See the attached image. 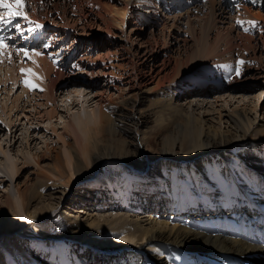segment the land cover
I'll list each match as a JSON object with an SVG mask.
<instances>
[{"label": "bare ground", "instance_id": "1", "mask_svg": "<svg viewBox=\"0 0 264 264\" xmlns=\"http://www.w3.org/2000/svg\"><path fill=\"white\" fill-rule=\"evenodd\" d=\"M113 1L102 4L100 0H86L91 8L88 15L98 12L124 34L132 6L143 16L145 11L154 12L157 20H164L161 30H177L170 41L177 45L178 52L186 49L188 39L182 36L183 32L195 37L198 45L193 55H203L209 47L213 53L222 45L227 46L235 38L232 35L235 22H245L254 29L264 20V0H243L239 4L229 0H121L124 2L121 6ZM58 2L25 0V10L28 12L30 6L37 11L38 6L47 8L57 6ZM62 3L65 5L66 0ZM183 4L188 7L181 12ZM154 6L164 11V17L158 15L159 9ZM105 9L109 17L102 13ZM174 10L179 12L173 14ZM83 18L80 14L78 20ZM227 23L226 33L217 30ZM182 24L187 32L181 29ZM216 30L212 43L211 36ZM129 32L134 34V29ZM134 41H130L131 46ZM139 46L144 49L143 57L151 55L148 44ZM38 50L31 49L33 63L23 68L31 69L29 74L44 84L51 65L41 55H35ZM83 82L74 81L75 87H80L74 91L79 104L82 99L79 96L85 92L81 90ZM163 94L160 105L172 107L169 111L174 120L170 123L174 124V130L166 135L161 147L153 145L142 129L149 113L143 115L136 101L117 106L114 122L109 106L101 108L98 120L86 111L77 116L72 114L78 124L87 128V142L83 146L91 164L73 154L75 162L67 168L69 171L54 166L49 171L55 178L49 174L52 178L48 181L39 180L42 196L37 194L38 187L34 191L28 187L18 191L16 201L7 192L0 210V264H152L139 249L146 250L156 264H243V260L264 264V196L257 197L264 195V124L258 128L256 116L235 109L236 114L229 112V119L224 120L228 125L233 123L231 128L212 127L201 110L196 115L174 103L172 91ZM261 97L262 93L258 102ZM219 115L222 118L225 114ZM254 129L256 136L250 134ZM114 131L124 133L119 145L100 147L95 141L92 145L96 150H89L91 137ZM125 133L128 137L133 135L134 140L126 139ZM238 146L243 147L238 150ZM90 185H95L96 196L84 193L77 201L85 204L86 199L93 207L67 203L65 209L61 208L72 195ZM26 221L28 226L22 227L20 223ZM24 234L48 238L25 239ZM78 240L104 250L124 248L98 251Z\"/></svg>", "mask_w": 264, "mask_h": 264}, {"label": "rangeland", "instance_id": "2", "mask_svg": "<svg viewBox=\"0 0 264 264\" xmlns=\"http://www.w3.org/2000/svg\"><path fill=\"white\" fill-rule=\"evenodd\" d=\"M35 1L42 2V0ZM56 1H59L57 6L47 8L38 6L37 11L28 6L27 10L30 14L25 10L28 20L17 18L19 20L22 18L20 23L24 25L26 33L29 28L35 29L31 32L36 33L40 27L47 30L51 37L48 43L50 47L42 51L38 48L22 47L20 41L6 40L7 47L0 51V210L7 192L16 201L22 189L29 188L34 191L38 187L37 194L42 196L44 192L42 190L39 192L42 189L38 186L39 180L48 181L49 178H55L53 172L49 171L54 166L64 167L69 171L67 168L72 167L75 162V157L71 158L73 154H77L85 164H91L92 159L87 155V151L84 152L83 146L87 142V128L82 123L78 124L72 114L77 116L86 111L98 120L101 108L109 106L112 113L110 118L112 117L114 122L118 107L124 106L128 101H136V107L143 115L149 113L148 116L145 115L147 120L141 125L142 129L146 131L153 145L161 147L166 135L174 130V124L170 123L174 118L172 111H169L172 107H163L160 105V99L164 96L163 93L172 91L174 103L193 110L196 115L201 110V115L204 114L203 117L208 119L206 122L212 127L227 126L228 122L224 120L229 119L227 115L229 112L236 114L235 109L246 110L250 117L256 116L259 125L257 127H263L264 68L261 70V67H264L263 19L259 22L260 27L256 26L254 29L245 22L241 24L235 22V31L232 32L234 40L227 46L221 43L223 47L219 46L218 51L213 53L209 47L204 57V54H192L198 42L194 36L184 32L182 36L188 39L187 50L178 52L177 45L170 41L174 35H177V30L175 28L161 30L164 20H157L154 12L145 11L146 15L143 16L136 6H132L131 14L128 13L129 23L124 25L126 28L123 34L114 22L107 21L103 15L99 16L98 12L88 15L91 8L87 7L86 0H66L65 5L62 3L63 0H51L55 3ZM100 1L102 4L109 2V0ZM113 2L119 3L120 6L124 4L121 0ZM243 8L242 11L245 10V7ZM158 9V15L164 17L162 13L164 11ZM179 11L174 10L172 13ZM106 12L108 10H102V13L109 17ZM80 14L84 17L82 21L78 20ZM36 24L40 27L36 28ZM227 25L228 23L224 27ZM224 27L217 30L226 33L227 29ZM186 28L182 24L181 29ZM131 29H134V34L129 32ZM197 29L195 32L199 37L200 30ZM217 30L212 33L211 42L215 39ZM132 39L136 40L132 44L133 47L130 45ZM140 43L149 45L150 56L149 52L146 58L142 56L144 49L140 48ZM210 45L214 46L211 43ZM20 49L27 50L28 56H25ZM31 49H37L44 61L52 67L48 69L47 76L43 80L44 84L37 81V78L32 77L29 72H21V69H25L23 67L33 63ZM192 58L196 59L193 64H191ZM241 61L243 63H240ZM237 68L240 70L239 76L235 74ZM26 77L37 87H26L22 82ZM76 80L85 83L81 87L85 92L81 93L84 95L79 96L82 98L80 104L75 101L77 92L74 91L80 89L75 87ZM86 92L88 93L85 94ZM261 93L262 97L258 102L257 97ZM154 110L159 112H153ZM220 112L225 114L222 118ZM232 125L231 122L227 129ZM230 130L233 132L232 129ZM122 133L114 131L111 134L104 132L96 137L94 135L95 139L90 138L89 150H96L97 147L92 145L95 141L99 146L102 144L113 148L124 139ZM250 134L256 136V129ZM125 138L134 140L133 135L128 137L126 134ZM242 147L238 146L237 149L240 150ZM41 154L43 158H38ZM49 174H52L50 175L52 177ZM96 191L95 185L84 187L80 193L75 194L76 196L72 195L64 202L61 208L65 209L67 203L79 205L77 207L86 204L88 207H93L86 199L83 200L86 201L85 204H79L77 198L79 200L84 193L96 196ZM34 204L35 201L32 205ZM20 225L28 226L27 221ZM22 236L25 239L32 237L40 241H46L48 238L29 234ZM78 241L98 251H115L114 249L124 248V246L108 247L104 250L103 247H95L93 243ZM137 251L145 259L147 258L146 250Z\"/></svg>", "mask_w": 264, "mask_h": 264}, {"label": "snow or ice", "instance_id": "3", "mask_svg": "<svg viewBox=\"0 0 264 264\" xmlns=\"http://www.w3.org/2000/svg\"><path fill=\"white\" fill-rule=\"evenodd\" d=\"M0 9H3V12H0V23L2 24H12L13 20H15L17 17H22L25 20H28V16L25 12V0H0ZM238 23H240L238 21ZM40 25L36 24V28H39ZM15 28L17 30L21 29V26L19 24L15 25ZM29 31H34L35 29L29 28ZM7 45L5 44V40L3 37H0V51H2L4 48H6ZM50 47L49 44L45 43L44 48ZM20 51H23L25 56H28V51L25 49H20ZM41 53L35 52V55H40ZM31 59V57H29ZM240 63H243L241 61ZM31 69H21V72H31ZM235 74L237 76L240 75V70L237 68L235 70ZM26 87L34 88L37 87L36 85L32 84L27 78L22 81Z\"/></svg>", "mask_w": 264, "mask_h": 264}]
</instances>
